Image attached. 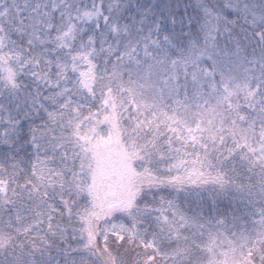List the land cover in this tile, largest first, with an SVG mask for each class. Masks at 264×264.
<instances>
[{
    "label": "snow or ice",
    "instance_id": "6c2138e0",
    "mask_svg": "<svg viewBox=\"0 0 264 264\" xmlns=\"http://www.w3.org/2000/svg\"><path fill=\"white\" fill-rule=\"evenodd\" d=\"M0 264H264V0H0Z\"/></svg>",
    "mask_w": 264,
    "mask_h": 264
}]
</instances>
